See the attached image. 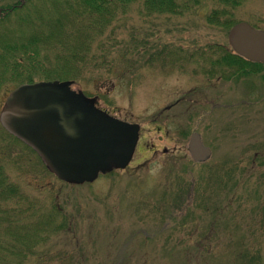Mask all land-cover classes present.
Instances as JSON below:
<instances>
[{"label":"rangeland","instance_id":"374dc122","mask_svg":"<svg viewBox=\"0 0 264 264\" xmlns=\"http://www.w3.org/2000/svg\"><path fill=\"white\" fill-rule=\"evenodd\" d=\"M21 1L0 0V10ZM195 8L149 17L132 6L124 33L135 47L143 41L145 58L120 64L108 80L73 84L141 125L128 168L66 184L24 144L0 140L9 178L40 204L37 213L46 218L57 206L65 218L60 231L62 214L51 219L54 234L36 250L43 257L28 264H264V66L227 80L207 75L202 50L229 44L228 31ZM235 17L264 30V0H246ZM194 132L212 150L206 162L191 157Z\"/></svg>","mask_w":264,"mask_h":264},{"label":"trees","instance_id":"16d2710c","mask_svg":"<svg viewBox=\"0 0 264 264\" xmlns=\"http://www.w3.org/2000/svg\"><path fill=\"white\" fill-rule=\"evenodd\" d=\"M210 1L211 6L202 0H22L3 8L0 10V105L3 96L22 83L70 80L75 84L102 81L104 76L108 80L120 64L130 67L136 55L144 59L148 50L141 44L143 41L135 47L133 33L128 36L124 33L127 14L134 5L138 4L141 13L149 17L181 15L200 5L207 9L204 14L207 25L229 31L238 22L235 11L246 2ZM207 44L208 49L202 50L203 54H209L203 55L204 61L212 65L206 70L207 75L226 71L244 74L264 66L235 54L229 44ZM121 75L124 76L119 79L125 77L124 72ZM5 138L24 144L0 124V140ZM6 169L0 160V264H28L43 257L36 250L46 246V235L54 231L50 228L54 222L51 219L56 221L62 214L58 223L59 228L62 225L60 231L66 227L65 218L57 206L50 209L48 217L42 218L43 211L36 210L40 204L28 202ZM36 215L40 218L32 223L30 220Z\"/></svg>","mask_w":264,"mask_h":264},{"label":"water","instance_id":"95a60500","mask_svg":"<svg viewBox=\"0 0 264 264\" xmlns=\"http://www.w3.org/2000/svg\"><path fill=\"white\" fill-rule=\"evenodd\" d=\"M228 41L236 54L264 64V30L239 21L228 31ZM0 123L33 148L50 172L71 184L91 183L127 168L141 129L100 108L96 98L74 89L70 80L20 84L3 103ZM188 148L195 162L211 157L197 132Z\"/></svg>","mask_w":264,"mask_h":264},{"label":"flooded vegetation","instance_id":"af4514ba","mask_svg":"<svg viewBox=\"0 0 264 264\" xmlns=\"http://www.w3.org/2000/svg\"><path fill=\"white\" fill-rule=\"evenodd\" d=\"M252 72V71H251ZM251 72H247V74H250ZM222 76L221 78L227 80L228 78H231V77H234L236 75L233 74V72L231 71H226V72H221V73H218V72H215L213 76ZM238 75V74H237Z\"/></svg>","mask_w":264,"mask_h":264}]
</instances>
